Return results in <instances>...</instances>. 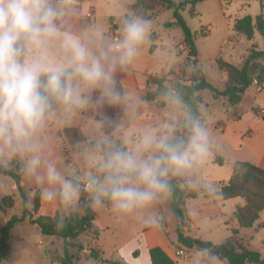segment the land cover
Masks as SVG:
<instances>
[{"label":"clouds","instance_id":"clouds-1","mask_svg":"<svg viewBox=\"0 0 264 264\" xmlns=\"http://www.w3.org/2000/svg\"><path fill=\"white\" fill-rule=\"evenodd\" d=\"M81 15L79 0H0V170L16 166L41 201L69 214L108 208L160 228L159 205L171 197L172 181L200 188L195 173L219 145L204 106L194 110L172 85L160 90L166 119L124 131L109 109L132 116L138 101L122 91L119 73L151 43L157 26L143 11L124 8L113 35ZM84 115L95 134L74 152L84 167L69 166L50 130ZM203 188L221 195L214 183ZM65 219L57 218L58 230ZM197 252L199 264H224L212 248Z\"/></svg>","mask_w":264,"mask_h":264},{"label":"rangeland","instance_id":"rangeland-1","mask_svg":"<svg viewBox=\"0 0 264 264\" xmlns=\"http://www.w3.org/2000/svg\"><path fill=\"white\" fill-rule=\"evenodd\" d=\"M135 1L79 0V7L82 14L80 19L82 22L95 21L110 31L111 26L109 19L107 18V5L114 10L113 12L116 13L115 16L119 18L123 9L127 8L130 10L131 5L134 4ZM148 1L152 2V0ZM172 1L177 3L182 0ZM259 2H264V0H202V2L198 3L192 11L190 10V6H187L185 10L181 12L186 24L196 37L195 48L197 50V58L202 71L205 73L206 80L218 90L223 89L227 77L224 73L218 70L216 60L222 59L233 65L241 66L253 46L257 51H264V39L260 37L257 32L255 33L254 40L250 42L242 35L235 33L232 29L236 19H241L246 16L255 18L259 15ZM92 7H95L98 17L95 19L93 17L87 19L86 14L92 10ZM151 19L157 27L155 28L151 43L141 49L134 62L137 67H134L135 73L133 74V77L139 85H142L146 75H155L157 77H164L165 79L177 75L174 80H166V87L173 83H183L184 81H187L191 75V68L184 66L183 59L184 56H187L188 50L183 45L182 32L176 26L165 27L166 23L172 21V11L166 10L163 7H155L151 14ZM116 24L118 25L116 27L119 30V20H116ZM161 47L164 48V51L160 50ZM183 52H185V55ZM257 62L259 64H257L254 69V79H257V77H264V57L257 60ZM162 66L164 69H161ZM119 78H125V76L120 74ZM122 80L123 79H120L122 91L126 92L131 99L138 101V108L132 116L126 113L123 108L109 109V111L114 113V119L122 125V128H125L124 131L130 134H135L140 128L148 125H155L160 120L167 118L168 111L161 98H158L153 102H148L153 103L154 106L159 108L155 109L159 116L145 113L143 108V99L141 101V98H143V95L147 91L154 90L155 86L150 84L144 93L143 91L134 89L132 86L124 84ZM257 82H259V80H257ZM188 83L189 82H186V84ZM250 88L252 89L243 101L242 108L244 110H246L247 107L253 108V103L263 107L264 78L263 81L261 80L260 83L252 85ZM258 91L260 92L259 96L256 99L252 98L251 93H257ZM199 95L203 101L202 105L205 109L203 115L208 125L212 124L217 119L222 118V100L219 98L214 99L212 94L207 90L202 91ZM223 105L227 106L229 104L228 102H225ZM65 126H80L79 128L83 135L89 141L95 134L94 129H92L88 123L86 115L69 122ZM217 130H219V128H217ZM51 133L50 130V134ZM216 136L217 135H214L215 138ZM53 141L55 144V137H53ZM59 146L68 148L65 142L62 143L58 139V147ZM228 156L232 160L240 158L231 150H229ZM73 162L74 164L72 166L74 167H84L81 163H78L76 159H74ZM208 174V171L202 168H199L195 173L200 181L206 180ZM22 177L24 176L22 175ZM13 183L16 185L15 178L0 175V199L6 196H14L17 199L15 206L8 212L10 213L11 211L10 215L14 216L20 213L21 201L19 193L16 190L11 189ZM31 185L33 184L31 183ZM215 185L217 188L220 186V184ZM200 188H192L189 186V189L192 193H195L196 196L199 192L196 190H199ZM33 193L34 191L32 194ZM240 202L244 203L241 198L228 201L223 210V217H226L233 212L236 203ZM196 205L197 200L190 202L191 208ZM159 210L164 216L162 222L163 227L169 229L174 228L175 217L170 209L169 198L160 204ZM62 212L66 214L69 213L64 209H62ZM96 212L99 216L104 214L103 209L96 210ZM4 213L5 212L0 210L1 226H3L2 219L5 215ZM224 222L228 223L229 228L237 229L236 223L231 220L230 216L222 219L218 214L211 220L207 219L206 221H199L197 223V228L199 229L198 234L201 236L202 240H208L214 244H221L225 241V236L229 235V232H227L226 227L224 226ZM102 223L106 224V229H103L98 236L100 250L104 257L121 262V256L118 249H120L121 246H124L135 232L144 228V226L136 219H121L113 214L108 208H106V218L100 222V225ZM17 225L10 241V256L1 264H50L55 256L62 255L63 241L60 238L49 239L43 236L37 228L28 223ZM165 230L166 229H164V231ZM196 232L197 231L194 233ZM238 232L237 239L241 245L258 252L262 257L264 256V211L260 214V219L252 228H239ZM74 242L81 246L80 249H70V252L78 257V261H75L74 264H86L85 262L89 260V247L94 245L93 237L90 234H82L78 236ZM224 264L227 263L224 262Z\"/></svg>","mask_w":264,"mask_h":264},{"label":"trees","instance_id":"trees-1","mask_svg":"<svg viewBox=\"0 0 264 264\" xmlns=\"http://www.w3.org/2000/svg\"><path fill=\"white\" fill-rule=\"evenodd\" d=\"M200 2L202 0H182L177 3L172 0H152V2L148 0H136L131 5L130 10L143 11L149 18H151L155 7H163L166 10L172 11V21L166 23L165 27L176 26L181 30L183 45L188 50L184 66L191 68V75L187 81L171 85L183 93L185 99L193 104L194 110L197 105L203 104L199 93L204 90L209 91L214 99L224 97L227 99L229 105H239L242 103L246 91L252 85L255 75L254 69L257 66L256 62L264 57V51H257L253 46L241 66L233 65L222 59L216 60L218 70L227 77L223 89H216L206 80L205 73L202 71L197 58V50L195 48L196 37L181 15V12L187 6H190V10L192 11ZM259 6V15L255 18L246 16L236 19L232 28L235 33L242 35L250 42L254 40L256 32L264 39V2H259ZM262 78L257 77V80L261 82ZM186 82L189 83L186 84ZM148 83L155 86V89L147 91L144 94L143 100L153 102L161 98L160 90L166 88V81L158 77H150ZM254 110L259 112L256 109ZM262 118L264 119V112ZM57 137L60 142H65L68 146V148L58 147L60 159L69 166H72L77 146L89 140L85 138L81 129L77 127L65 128L58 132ZM78 163L80 162L78 161ZM215 163L221 166L223 165V160L216 157ZM0 175L19 180L22 178V174L16 166H13L9 170H0ZM172 183L174 190L170 197V209L176 221L175 233L178 243L188 249L194 247L212 248L220 256L221 260L227 264H264V256L262 257L258 252L241 245L237 239L239 234L238 229L252 228L260 219V214L264 211V168L241 161H236L232 164L231 178L227 183H221L218 188L221 192L220 197L223 201L241 198L244 201V205L237 208L230 216L231 220L236 223L237 229L229 228L228 223L224 222V226L230 235L226 241L217 245L193 238L185 231V228H188V217L184 207L185 200L195 198L196 194L189 192L185 186H182L180 180L174 179ZM17 191L22 204V212L20 216H12L0 228V263L10 256L12 230L17 224L27 221L30 225L37 226L43 236L60 238L63 241L62 255L55 256L50 264H74L75 261H78V257L72 254L70 249L81 248L74 240L82 234H90L93 237L94 245L89 247V259L92 262L124 264L117 260L103 259V254L96 243L99 232L94 225L95 212L91 208L83 206L76 212L63 215L66 218L65 225L62 230H58L56 220L60 214H56L54 217L38 215L40 197L36 190L31 196L21 186L17 187ZM206 196L210 195L206 194ZM14 204L15 199L13 196L3 197L0 199V210L7 212V210L14 207ZM161 228L164 229L163 225H161ZM136 256L137 253H134V257ZM149 257L151 264H175L160 247L151 248L149 250Z\"/></svg>","mask_w":264,"mask_h":264},{"label":"crops","instance_id":"crops-1","mask_svg":"<svg viewBox=\"0 0 264 264\" xmlns=\"http://www.w3.org/2000/svg\"><path fill=\"white\" fill-rule=\"evenodd\" d=\"M106 10L108 11L107 18L109 19L110 26H111L110 32L112 33L113 30L117 29L116 26L118 25L116 24V20H119V18L115 16L116 13L113 12L114 10H112L109 7V5H107ZM89 12L93 13L92 17L94 19L98 17L95 7H92V10H90ZM160 50L164 51V48L161 47ZM183 54L185 55V52H183ZM185 57L186 56H184V59ZM184 59H183V62H184ZM256 63L259 64L258 62ZM134 67H137L135 63L127 71L119 73V75L121 74L125 76V78H120V79H123L122 81L124 84L132 86L134 87V89L143 91L145 93V90L150 85V83H148V79L150 77H157V76L146 75L142 85H139L136 82L135 78L133 77V74L135 73ZM161 69H164V67L162 66ZM175 77L173 76L168 79H165L164 77H158V78L164 79L165 81L166 80L171 81V80H174ZM263 78L261 79L262 81H263ZM251 89L252 88H249L246 91L243 101L248 96ZM259 94H260L259 91L257 93L253 92L251 93V96L252 98L256 99L259 96ZM142 99L143 98H141V101ZM219 99L222 100V109H223L222 118L217 119L215 122L209 125V127L213 131V134L217 135L215 139H216L217 144L219 145V148L216 150L214 158L210 159L205 165L200 167L208 171L209 174L206 177L207 178L206 180L200 181L201 188L199 190H196V191H199L198 195L194 199H186L185 205H184L186 212H187V217H188V223H187L188 228H185V231L191 237L200 239L201 241H204V242H209V241L202 240L201 236L198 234L199 229L197 228V223L199 221H206L207 219L211 220L215 218L216 215L218 214L221 216L222 219H225L231 216V214L234 211H236L237 208L243 206L244 203H241V202L236 203L235 210L231 212L228 216L223 217L224 216L223 210L227 202L232 201L233 199L227 200L226 202H224L220 196H216V197L206 196V190L203 188V185L206 183H214V184L227 183L232 175V164L236 161L248 162L259 168H264V119L262 118L259 112H256L254 110V109L258 111L262 110V112H264V106L260 107L253 103V106H254L253 108L247 107V109L244 110L242 108L243 101L242 103L236 106H231V105L224 106L223 104L227 102L226 101L227 99L224 97H219ZM142 102H143V108L145 110V113H149L150 115H158L155 110L157 107L154 106L153 103H148L144 100ZM110 113L114 117V113L111 111ZM76 127L79 128L80 126H59V127L53 126L51 128V132H52L51 135L52 137H55V140H56L55 145H56L57 154H58V137H57L58 132H60L61 130L65 128H76ZM217 128H219V130H217ZM123 130H125V128H123ZM229 150L236 153L240 158L239 159L237 158L236 160H232L228 156ZM216 157H219L223 160V165L220 166L215 163ZM243 157H246V158H243ZM180 184L184 186V182L182 180H180ZM20 186L26 193H28L29 196L33 195L32 192L36 190L35 187L31 185V183L28 180H26L24 177H22L20 181ZM186 188L189 192L192 193V191L189 189V186ZM11 189L17 191V187L14 183ZM14 199L16 203L17 199L15 197ZM194 200H197V205L191 208L190 202ZM169 203H170V198H169ZM9 210H7V212L4 213L5 215L2 219L3 226L5 225V223H7L6 221H8L13 216V215H10L11 211L10 213H8ZM103 210H104V214L102 216H99L96 210L95 211L93 210L95 212L94 225L97 228L99 234L103 229H106L105 223H102L100 225V222L106 218V208H104ZM21 212H22V204H21L20 213L14 216H20ZM56 214L67 215L68 213L67 214L63 213L61 207L58 204L45 203L41 201L40 199L38 215L46 216V217H54ZM23 223H28V222L24 221ZM1 227L2 226L0 225V228ZM34 227L37 228V226H34ZM175 227H176V221H175L174 228L172 229L164 228L166 229L165 231L161 227L157 229H152V230L144 227L136 231L135 234L128 240V242L124 246H121L120 249H118L120 256H121L120 257L121 262L124 264H151L150 257H149V250L154 247H160L175 264H199L200 257L197 252L198 248L194 247L192 249H188L182 246L180 243H178L177 235L175 233ZM14 229L12 230V234L14 232ZM37 230L39 231L38 228ZM195 231L197 232L194 233ZM227 232L229 231L227 230ZM229 235L225 236V241L229 237ZM47 238L57 239L54 237H47ZM96 243L100 249V245L98 244L99 238ZM209 243H212V242H209ZM214 245H217V244H214ZM181 249L185 251L186 255L184 257H176L175 252ZM134 252H137V256L135 258L133 257ZM103 259L110 260L109 258H106L104 256H103ZM85 263L86 264H105L102 262L94 263L90 259L87 260Z\"/></svg>","mask_w":264,"mask_h":264},{"label":"built area","instance_id":"built-area-1","mask_svg":"<svg viewBox=\"0 0 264 264\" xmlns=\"http://www.w3.org/2000/svg\"><path fill=\"white\" fill-rule=\"evenodd\" d=\"M93 13H91V12H88L87 14H86V18L87 19H91L92 18V15ZM118 33H119V30H113L112 31V34L113 35H118ZM256 84H258V82H257V79H253V81H252V85H256ZM259 113L261 114V116H262V114H263V112L262 111H259ZM186 255V253H185V251L183 250V249H181V250H177L176 252H175V256L176 257H184Z\"/></svg>","mask_w":264,"mask_h":264},{"label":"water","instance_id":"water-1","mask_svg":"<svg viewBox=\"0 0 264 264\" xmlns=\"http://www.w3.org/2000/svg\"><path fill=\"white\" fill-rule=\"evenodd\" d=\"M15 181H16V185H17V187L20 185V180L19 179H17V178H15Z\"/></svg>","mask_w":264,"mask_h":264}]
</instances>
